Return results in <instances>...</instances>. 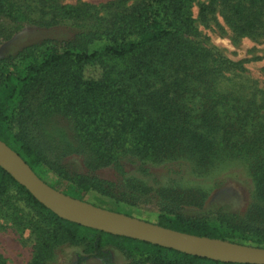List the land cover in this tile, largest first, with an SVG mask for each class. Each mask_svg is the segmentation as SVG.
<instances>
[{
    "label": "trees",
    "instance_id": "trees-1",
    "mask_svg": "<svg viewBox=\"0 0 264 264\" xmlns=\"http://www.w3.org/2000/svg\"><path fill=\"white\" fill-rule=\"evenodd\" d=\"M193 1L138 0L104 25H76L67 39H45L0 58V140L38 176L43 168L78 191L94 190L132 204L130 196L140 200L149 189L139 183L121 187L97 171L110 166L123 172L126 155L151 160L190 155L202 165L223 154L246 156L256 193L243 213L224 205L189 213V207L202 208L201 190L162 189L156 192L162 207L153 223L264 247V113L254 109L261 121L246 131L252 109L241 101L238 113L235 95L218 91L215 69L199 58L201 50L189 39L195 29ZM25 2L34 4L40 17L23 12L24 0H0V43L23 22L74 24L81 15L79 7L58 0ZM222 2L239 32L264 24L263 0ZM212 10L200 6L202 14ZM192 100L196 107H189ZM10 185L51 226L39 240L35 264H42L40 258L58 240L83 245V253L95 257L115 246L133 264H251L199 257L62 219L0 167V198ZM0 264L6 263L0 259Z\"/></svg>",
    "mask_w": 264,
    "mask_h": 264
},
{
    "label": "rangeland",
    "instance_id": "rangeland-1",
    "mask_svg": "<svg viewBox=\"0 0 264 264\" xmlns=\"http://www.w3.org/2000/svg\"><path fill=\"white\" fill-rule=\"evenodd\" d=\"M137 1L58 0L60 4L80 8L81 15L76 22L73 24L72 21H63L49 27L30 21L23 22L19 24L16 33L0 43V58L16 53L25 45L41 44L45 39H67L76 29V25H104L118 10ZM201 5H209L213 10L202 14ZM21 7L25 14L33 18L40 17L41 13L34 4L24 0ZM190 10L195 29L189 39L201 50L199 58L215 69L218 91L235 95L239 105L235 110L238 113L242 111V102L244 107L252 109L248 112L247 125L244 127L248 131L261 121L254 109L264 113V24L250 33L239 32L222 0H194ZM262 19L264 20V16ZM2 64H5L7 69H12L8 63ZM93 67L98 66L87 67L86 74H90ZM196 106L195 100L189 102V107ZM243 123L242 119L239 125ZM69 159L74 160L78 167L81 166L79 159ZM249 162L246 156L225 154L210 165L199 164L196 158L190 155L166 160L141 159L126 155L122 158L123 172L110 166L97 171V174L106 180L120 181L121 187L139 183L148 188V194L143 195L140 200H136V194L130 196V202L133 204L94 190L78 191L46 169L39 168L37 172L43 181L64 194L153 223L162 207L156 192L159 193L162 189L201 190L205 194L202 208L189 207V213L216 209L219 205L243 213L254 201L256 193ZM50 229L51 226L47 225L40 213L22 197L16 186L10 185L0 198V259L6 264H35L39 240L45 237V231ZM82 250L83 245L58 240L40 260L42 264H133V260L115 246H106L102 257L87 256Z\"/></svg>",
    "mask_w": 264,
    "mask_h": 264
},
{
    "label": "water",
    "instance_id": "water-1",
    "mask_svg": "<svg viewBox=\"0 0 264 264\" xmlns=\"http://www.w3.org/2000/svg\"><path fill=\"white\" fill-rule=\"evenodd\" d=\"M0 167L42 205L62 219L106 233L145 241L222 262L264 264V248L198 236L111 211L64 194L43 181L0 140Z\"/></svg>",
    "mask_w": 264,
    "mask_h": 264
}]
</instances>
